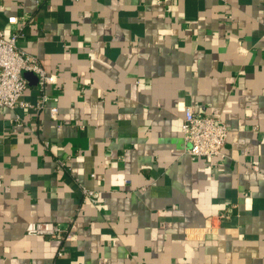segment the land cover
Here are the masks:
<instances>
[{
  "label": "crops",
  "instance_id": "crops-1",
  "mask_svg": "<svg viewBox=\"0 0 264 264\" xmlns=\"http://www.w3.org/2000/svg\"><path fill=\"white\" fill-rule=\"evenodd\" d=\"M11 17L57 75L23 100L60 114L0 107V264H264V0H0ZM183 103L228 126L225 158L186 155Z\"/></svg>",
  "mask_w": 264,
  "mask_h": 264
},
{
  "label": "built area",
  "instance_id": "built-area-1",
  "mask_svg": "<svg viewBox=\"0 0 264 264\" xmlns=\"http://www.w3.org/2000/svg\"><path fill=\"white\" fill-rule=\"evenodd\" d=\"M24 23L17 17L8 19L6 28L0 31V107L15 110L17 107L34 109L36 111L48 110L53 120H58L60 109L59 99L42 93L35 103L23 100L29 90V81L24 77V72L33 73L38 78L42 91L57 82V75L47 72L39 59L19 46L21 27ZM183 112L182 133L184 137L185 153L192 160L225 158L224 148L227 143L229 129L220 119L198 114L191 106L180 104ZM20 125L19 119H17ZM18 125V126H19ZM49 142L45 147H49ZM83 193L93 203H98V194L94 191L83 189ZM224 217V215H222ZM29 236H47L67 242L73 236L61 227L45 222H32L26 227ZM63 253H58L53 264L61 262Z\"/></svg>",
  "mask_w": 264,
  "mask_h": 264
},
{
  "label": "water",
  "instance_id": "water-1",
  "mask_svg": "<svg viewBox=\"0 0 264 264\" xmlns=\"http://www.w3.org/2000/svg\"><path fill=\"white\" fill-rule=\"evenodd\" d=\"M24 77L30 82L29 84L32 85L33 82H37L38 78L35 74L29 73V72H24L23 73Z\"/></svg>",
  "mask_w": 264,
  "mask_h": 264
}]
</instances>
